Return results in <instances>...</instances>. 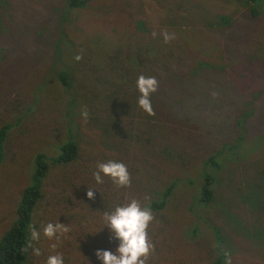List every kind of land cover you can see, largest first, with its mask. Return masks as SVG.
Returning a JSON list of instances; mask_svg holds the SVG:
<instances>
[{"label":"rangeland","instance_id":"374dc122","mask_svg":"<svg viewBox=\"0 0 264 264\" xmlns=\"http://www.w3.org/2000/svg\"><path fill=\"white\" fill-rule=\"evenodd\" d=\"M191 1L192 4L187 6L186 3ZM64 5V0H0V128L5 123L12 122L15 124V129L10 133L16 135H11V139L7 142V157H15L16 162L6 167L0 165L1 238L9 230L8 227L14 223L18 203L24 191L32 184L33 170L37 168L36 154L46 153L45 155L49 158L57 157L62 154V147L66 146V143L72 141L77 143L82 136L87 135L85 144L81 142V147L78 145L80 155L85 156L87 150L91 148L98 159H104L103 163H107L109 159L99 154V151H104L103 146L108 144V153L115 150L118 154L117 162L127 164L128 161L129 150L120 147L113 136L112 139L103 136L104 131L111 130L113 127L115 135L119 134L113 124H110L112 126L110 129L105 126L104 113L94 115L91 110H88L86 102L83 105H71L69 98L72 97L68 98L61 90L58 79L52 77L56 76L58 69L68 64L67 60L72 57L71 50L77 49L66 44L65 34L63 35L65 39L61 40L59 24L63 20L60 15L66 8ZM88 6L83 11L89 14H84L77 21L80 31H84L91 36L90 38L94 35L97 38L98 34L110 36L113 29H117L120 37L124 38L126 30L138 31V23L141 20L158 33L159 28L163 26L173 28L177 24L191 25V29H194L192 31L197 34V36L192 35L195 41L191 43V46L193 52H197L200 57L195 62L196 69L202 62L213 65L222 56L225 57L228 65H247L245 71L242 69L243 72H235V80H227L215 73H211L206 79H198L195 94L201 115L199 120L209 130L204 134L205 143L219 150L224 147V144L233 148L225 149L223 158L226 160L221 162L223 168L220 169V172H224L219 174V182H214L216 186L214 194L217 196L215 201L205 205L206 212L189 214V219L183 213L176 217V221L184 226L176 225L167 228L179 236L184 230L186 238L184 237L183 241L175 236L174 242L178 244L167 248L168 250L160 255L165 259L154 252L150 257H157L162 264L217 263L218 252L212 249V244L208 245L215 239L214 232L207 230L209 227L204 223L203 217L206 214L207 218L213 220V224L219 221L222 223L227 217L225 213H229L240 223L239 229L243 226L242 221L246 229L243 236L234 238L235 235L230 234L231 241L229 240V245L226 247L227 261L225 263L264 264V241L256 237L257 234L254 231V228L259 225L256 222L258 218L254 215V212H258L256 200L248 204L243 203L244 198L239 192L240 188L252 186V182L255 184L257 173L259 170H264V110L262 114H256L255 125L259 127L257 134L253 132L250 125L247 127L245 114L241 113L251 114L252 110L247 108L251 104L247 101V94L251 93L250 88L253 89L255 85L257 87L259 85L245 81L247 71L253 69L252 75H258L260 78L264 73L261 66L257 70L253 64L254 57L264 59V12L259 8L260 14L255 16L251 10L253 4L248 0H94ZM220 16L231 19V25L221 28L220 19L215 20V17ZM195 24L200 25L198 29L193 26ZM67 33L73 37L70 31ZM82 37L85 35L82 34ZM73 39L77 41L79 38L74 36ZM80 40L83 41V38ZM87 41L89 45L91 39ZM96 47L90 48L91 54ZM207 54L210 56L203 57ZM145 55L150 61L146 64L153 65L151 62L153 59ZM149 68L150 66H146L145 70ZM211 70L217 71L216 66ZM50 76L52 79H49ZM244 83L250 88L243 86ZM36 88L43 91L44 96L42 93L36 94ZM192 94L194 95L193 91ZM187 106L178 112V118L184 122H187L189 118ZM93 108L97 110L96 107ZM85 113H87L86 116ZM180 133V130L177 131L175 137L171 133L172 142L177 147L188 145L186 146L187 159L191 160L189 169L179 160L168 163L165 159L159 160L160 157L157 155L149 157L154 165L149 166L150 162L141 156L138 150L134 151L141 162L144 159L147 161L145 166H141L140 161L137 164L146 181L151 180L154 173L162 172V177L153 182L155 188L158 185L167 186L173 182L185 184L188 180L201 184L204 181L202 176L208 167L202 159L206 152L197 150V145L190 142V138H184V140L180 138L178 136ZM243 133L249 138L239 140ZM249 133H254V136H250ZM34 135H37V141L33 139ZM112 145L117 147L114 149L110 147ZM84 163L85 159H82L73 164L83 165ZM48 164L50 172H47L43 180L44 203L48 209L41 203L38 204L33 211L30 227L35 226L42 230L47 222L58 221L73 228V236H75L74 232L84 227L81 222L84 215L82 211H79L80 214L75 217L71 213V220H69V215L64 214L62 209H58V203L62 200L61 192L66 196L69 195L65 192L69 189L66 188V172L62 166H55L52 162ZM156 164H158L157 168ZM96 171L97 169L90 174V181L94 185L93 174ZM209 172L212 176L215 175L213 170L209 169ZM136 178L137 173L134 180ZM103 180L107 181L108 177L103 176ZM133 181L127 193L131 192ZM204 182L206 183V180ZM148 185L146 182L142 201L151 196ZM101 186L96 187L100 190ZM187 189V194L194 196L193 192L196 188H192L189 182L181 192ZM187 194L182 203L191 202L192 196L189 199ZM114 197L119 201L122 200L120 197ZM222 200H233V205H221ZM62 205L60 202V206ZM262 215L264 216V211ZM237 216L242 220H239ZM236 220L234 219L235 222ZM156 227L153 220L149 227V237L152 242H155ZM193 228L201 229L197 238L192 237ZM208 236L211 238L210 241H207ZM47 246L45 241V247ZM77 248L78 246L73 242H65L64 250L68 257H71ZM33 262L37 264L36 258H33ZM69 264H76V262ZM79 264H82V257L79 258Z\"/></svg>","mask_w":264,"mask_h":264},{"label":"trees","instance_id":"16d2710c","mask_svg":"<svg viewBox=\"0 0 264 264\" xmlns=\"http://www.w3.org/2000/svg\"><path fill=\"white\" fill-rule=\"evenodd\" d=\"M64 1V7L66 8L60 15L63 20L59 24L60 34L62 36L61 40L65 39L63 36L65 34L67 37L66 44L77 47V49L74 51L71 50L72 57L70 60H67L68 64L58 69L56 76L52 77H56L58 82L61 83L60 88L65 92L66 96L68 98L72 97L69 98L71 105H83L86 102L85 104H88V110H91L94 115L103 112L105 126L110 129L112 128L110 124H113L119 131L117 137L113 132V127L111 130L104 131L103 136L107 138L113 136L119 146L123 148H126L128 141L136 140L139 144L145 146V152L148 157L157 155L160 157L159 160L165 159L168 163L179 160L189 169L191 160L187 159L188 152L186 146L188 145L177 147L172 142V131L177 132L179 130L183 140L184 138H190V142L197 145V150L206 152L205 157L202 159L206 167H208L204 170L205 172L202 176L203 180H206V183L203 181L204 185L203 182L200 184L187 180L185 184L173 182L170 185H158L155 188L153 182L162 177L161 171L154 173L153 178L147 181L151 196L143 201L141 199L140 202L144 207L150 208L157 226V229L154 231L156 235L155 242H153V252L160 258L165 259V257L160 255L164 254L168 250L167 248L178 244L174 242V239L177 237L182 240L185 237L184 230H182L183 233L179 236L169 231L167 227L170 228V226L176 225L184 226L176 221V217L182 213L189 219V214L193 215L197 214V212H206L205 205L215 201L217 197L214 194L216 190L214 182H219V174L224 172H220V169L223 168L221 162L226 160L223 158L226 153L225 149L228 147L233 148L232 146L224 144V147L219 150L217 147H212L205 143L206 136L204 134L205 132H209V130L200 123L199 118L201 115L199 113V106L197 105L198 98L195 90L198 79H206L211 71V67L206 68L203 65L201 69H196L195 62L200 57H198L197 52H193L191 46V43L195 41L192 35L197 36L196 32L194 33L192 31L194 29H191V25L177 24L173 28L172 26H163L159 28L160 31L158 33L150 29L148 24L141 20L138 23L139 28L137 29L140 34L136 32L130 33L129 40L124 43L123 47L119 44L121 40H119L120 35L117 29H113L110 36L98 34L97 38H95V35L90 38L91 36H88L84 31H80L81 29L78 26L77 19L84 14H89V12L84 13V9H87L89 7L88 5L94 0ZM248 1L253 4L251 10L255 16L260 14L259 8L264 12V0ZM191 4L192 1L186 3L187 6ZM216 19H220L221 28L229 26L232 23V20L225 16L215 17ZM193 26L198 29L200 25L195 24ZM69 31L73 37L77 36L79 39L77 41L73 39L67 33ZM153 33H155V36ZM82 34L85 37H82ZM165 34L174 38L166 42ZM80 38H83V41ZM88 39H91L89 45H87ZM93 46L97 47L94 48V53L91 54L90 48ZM162 46L164 47L162 48ZM118 49L121 54H125L130 58L142 59L145 63L150 62L145 55L147 54L153 59V65L146 64L150 66L149 69L144 70L138 75H134L120 59ZM76 56H80L81 59L77 61L75 59ZM209 56L210 54H207L203 57L207 58ZM60 57L63 56L60 55ZM201 60L205 61L204 58H201ZM253 64L257 70L260 69V66L262 70L264 69L263 58L254 57ZM246 66V64L228 65L227 62H220L217 67V74L222 75L227 80H235V72H243L242 69L245 71ZM252 73L253 69L247 71L245 81L258 83V87L255 85L251 89L249 85L243 84V86H249L250 88L251 93L247 94V101L251 102L252 112L251 114H247V112L241 113L245 114L247 127L250 125L253 132L255 131L254 133L257 134L256 132L259 130V127L255 125L256 114H262V110H264V73L262 78L258 75L253 76ZM141 74L155 76L158 80V90L151 97L153 115H148L143 112L136 103L137 96L139 95L136 88V79ZM52 77L50 76L49 79H52ZM35 91L36 94L42 93L44 96L43 91L39 88H36ZM186 106L189 118H187V122H184L178 118V112ZM93 107H96L97 110ZM14 129L15 124L12 122H7L0 128V165L7 161V142L11 139V135L16 136L10 133ZM254 133H249V135L254 136ZM87 137V135L82 136L77 143L73 141L66 143V146L62 147V154L57 157L49 158L45 155L46 153L36 154L35 160L37 162V168L33 170L32 176V184L34 187L28 192L26 191L27 193H24V195L26 194L25 199L24 201L21 199L18 203L14 223L11 227H8L9 230L3 237H0V264H34L33 258L35 257L25 255L21 250L29 236V227L32 220L31 211L36 200L37 202L41 200L40 183L45 178L47 172H50L49 162H52L55 166H62L66 172V188L69 189H66L65 192L69 195L66 196L61 192L62 200L60 202L63 205L60 206L59 202L58 209H62L64 214L69 215V220H71V213L75 217L80 214L79 211H82L84 218L81 222L84 226L93 222L96 223V228L91 233L93 235L95 231L102 230L101 218L110 207L115 203L123 202L125 198H133L130 193H125V189H118L115 185L108 189L105 185L106 181L100 190L96 187L98 185L95 184V186L90 181V174L105 160L98 159L96 157L97 154L91 148L87 150L85 156L80 155L79 146L81 147V142L85 144ZM244 138H249V136L243 133L239 140ZM33 139L37 141V135H34ZM107 145L103 146L104 151H99V154H103L105 158L108 156ZM110 147L117 146L112 145ZM82 159H85L83 165L73 164ZM14 162H16V158L12 157L8 163L11 165ZM142 165L144 164L142 163ZM149 166H151L150 163ZM152 166H154L153 163ZM157 167L158 164H156ZM209 169L213 170L215 175L212 176ZM137 172L142 177L139 167L137 168ZM249 181L252 182L251 180ZM187 182L192 184V188H196L193 192L194 196L187 194L188 189L187 191L181 192L182 188L187 186ZM251 185L240 188L239 192L244 198L243 203L246 202L248 204L256 200V203H254L257 205L258 212H254V215L258 218L256 222L259 225L254 228V231L257 234L256 237L262 238L264 241V216L262 215L264 211V170H259L256 183L254 184L252 182ZM89 188H93L96 191V195L91 199L85 198V195L83 196V192H86ZM185 194L189 196V199L192 196L189 204L182 203ZM112 196L120 197L122 200L119 201ZM232 203L233 200H222L221 205L228 204L229 206L233 205ZM65 204L67 206H64ZM225 215L227 217L222 223H219V221L215 224H213V220L207 218L206 214H204V217L201 215L204 223L209 227L207 230L214 232L215 239L211 240L208 236L207 241L211 240L208 245L212 244V249L218 252L219 259L215 264H226L227 256L225 251L229 245V240L231 241L230 234L233 233L235 235L234 238L243 236L246 229L244 221H242L243 226L239 229L240 223L236 218H232V215L229 213H225ZM237 218L242 220L241 217L237 216ZM176 228L181 230L179 227ZM192 230V237L197 238L201 229L193 228ZM74 235L76 242L81 247V252L77 248L76 252L69 257V263L73 262L74 260L72 258L78 254L79 258L83 257L82 264H90V261L83 255L90 260H94L92 256H94L95 249L98 247H109L115 250L114 242L109 241L106 233L102 238L88 239V233L82 227L76 230ZM198 245L200 246V244ZM229 250L232 251L231 248ZM148 264H162V261H158L157 257H149Z\"/></svg>","mask_w":264,"mask_h":264},{"label":"clouds","instance_id":"9594fccd","mask_svg":"<svg viewBox=\"0 0 264 264\" xmlns=\"http://www.w3.org/2000/svg\"><path fill=\"white\" fill-rule=\"evenodd\" d=\"M126 31L125 37H120L119 39L121 40L119 44L123 47L124 43L128 42L130 33L136 32L137 34H140L139 31ZM153 35L155 36V33H153ZM173 38L174 37L165 34L166 42ZM117 51L119 52L118 55L120 59L132 74L138 75L145 70V67L147 66L145 61L139 58H130L125 54L123 55L119 49ZM75 59L79 61L81 57L76 56ZM220 62H227L224 56H222L217 62H214L213 65L208 62H202L198 69H201L203 65L206 68L211 67V69L216 66L217 69ZM211 73L217 74V71L211 70L207 77H209ZM158 86V80L155 76L141 74L136 79V88L139 93L136 103L137 106L148 115L154 114L151 97L157 92ZM247 108L248 110L251 109L250 104ZM84 115L86 116L87 113ZM172 133L174 134V137L177 134V132L173 131ZM178 136L180 138L182 137L181 134ZM113 148L115 149L116 147ZM126 149L129 150L127 164L116 161L118 154H116L114 150L113 152L108 153L107 158L109 161L107 163L99 164L97 166V171L93 174L96 185H103L105 182L103 176H106L108 177V180L105 185L108 189L115 185L118 189H125V193L136 177V173L137 178L133 181V186L131 187L130 194L133 198H125L123 202L115 203L103 214V217L101 218V223L103 225L102 230L95 231V234L93 235L91 233L96 228V223L93 222L84 226V230L88 233V239L102 238L106 233L109 241L114 242L115 244V250L109 247L96 248L94 256H92L94 257V260H90L83 255L88 261H90V264H148L149 257L154 250V244L149 237V227L153 222L154 217L150 208L142 206L140 202L143 198L142 193L147 181L137 172V164L139 161L141 162V160L134 151L138 150L141 156L145 157L150 162L151 166L152 163L145 152V146L139 144L138 141H128ZM11 158L12 157H7V161L1 164V166H8V162ZM146 159L141 162V166L146 165ZM142 163L144 165H142ZM101 174H103V176ZM43 180L44 178L40 183L41 200L38 202L36 200L31 211L32 216L35 207L40 203L48 209L44 203L45 196L43 194ZM33 187V184H31L24 193L26 191L28 192ZM24 193L22 197L23 201L26 195H24ZM95 195L96 191L93 188H89L85 192V198L87 199H91ZM45 241L48 244L47 247H45ZM66 241L73 242V244L78 246L79 252H81V247L76 242L75 236H73V228L58 221H49L43 226L42 230L37 229L35 226L29 228V236L21 252L30 257H35L37 264H69V257L64 250ZM44 253H46V255H42ZM72 259L76 264H79L78 254Z\"/></svg>","mask_w":264,"mask_h":264}]
</instances>
